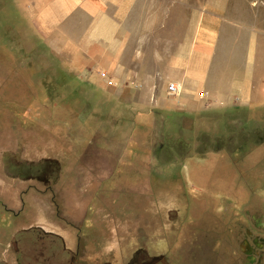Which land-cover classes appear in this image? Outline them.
Masks as SVG:
<instances>
[{
    "label": "rangeland",
    "instance_id": "374dc122",
    "mask_svg": "<svg viewBox=\"0 0 264 264\" xmlns=\"http://www.w3.org/2000/svg\"><path fill=\"white\" fill-rule=\"evenodd\" d=\"M31 18L0 0V264H232L238 226L264 237L261 33L223 24L186 74L180 23L151 39L172 47L160 62Z\"/></svg>",
    "mask_w": 264,
    "mask_h": 264
},
{
    "label": "crops",
    "instance_id": "0c3cea01",
    "mask_svg": "<svg viewBox=\"0 0 264 264\" xmlns=\"http://www.w3.org/2000/svg\"><path fill=\"white\" fill-rule=\"evenodd\" d=\"M26 1L32 15L31 23L42 37L50 38L55 35L69 37L70 32L80 31L81 36L90 39L89 46L107 44L111 51L116 48V53L120 50L125 51L128 55L123 54L127 58L134 51L144 53L146 47H149L151 53L162 62L167 52L172 53V47L168 45L167 50L163 46L160 51L157 48L158 44L151 42V39L156 38V32L161 30V22L174 23V26L169 24L174 28L180 23L183 28L190 29V35L182 32L180 37L182 39L176 35L181 40L177 44L179 52L183 57L186 56L184 60L183 58L175 60L171 57L170 63L172 66H184L186 74L201 68L197 66L198 69H195L193 59L186 58L195 54L203 55L204 62V56L210 50L208 40L212 34L213 37H218L223 24L231 26L232 23H239V27L251 31L253 35L261 33L255 37L257 38L255 52L259 47L260 50L263 47L264 0H29L31 3ZM82 29L86 32L84 33ZM135 34L137 46L131 50L130 48L134 46L131 39ZM103 54L109 55L110 51L107 50ZM130 63L131 58L126 63L127 68H130ZM95 64L100 65L98 61ZM107 67L123 66L111 58ZM151 78L152 75L147 76V80Z\"/></svg>",
    "mask_w": 264,
    "mask_h": 264
},
{
    "label": "flooded vegetation",
    "instance_id": "af4514ba",
    "mask_svg": "<svg viewBox=\"0 0 264 264\" xmlns=\"http://www.w3.org/2000/svg\"><path fill=\"white\" fill-rule=\"evenodd\" d=\"M261 225L263 224L258 219L253 222L248 220L244 227L238 226V232H231V238L239 249V255L230 259L232 264H264V237H261ZM223 236L225 237V234Z\"/></svg>",
    "mask_w": 264,
    "mask_h": 264
},
{
    "label": "built area",
    "instance_id": "2783aa9c",
    "mask_svg": "<svg viewBox=\"0 0 264 264\" xmlns=\"http://www.w3.org/2000/svg\"><path fill=\"white\" fill-rule=\"evenodd\" d=\"M180 92H181L180 88L177 85H175L174 83L169 82L167 84V94L168 95H179ZM206 96H207L206 91H200V92L196 93V97L198 99H204V98H206Z\"/></svg>",
    "mask_w": 264,
    "mask_h": 264
},
{
    "label": "trees",
    "instance_id": "16d2710c",
    "mask_svg": "<svg viewBox=\"0 0 264 264\" xmlns=\"http://www.w3.org/2000/svg\"><path fill=\"white\" fill-rule=\"evenodd\" d=\"M31 38H32V40H34L35 41V44L36 45H34V47H38V46H41L40 48L42 49V48H47L46 47V45H45V43H44V40L42 39V37L40 36V35H38L37 33H35V34H31ZM263 133V132H262ZM259 143V140L258 141H256V144H258ZM207 143H204V147H205V145H206ZM247 144V143H246ZM241 145H243V144H241ZM217 146V145H216ZM219 146V145H218ZM156 148H158V147H156ZM155 148V150H157ZM232 149H235V150H237V151H242V147L241 146H233L232 145ZM59 170H60V168H59Z\"/></svg>",
    "mask_w": 264,
    "mask_h": 264
},
{
    "label": "bare ground",
    "instance_id": "6f19581e",
    "mask_svg": "<svg viewBox=\"0 0 264 264\" xmlns=\"http://www.w3.org/2000/svg\"><path fill=\"white\" fill-rule=\"evenodd\" d=\"M162 246V243H161V245H160V247Z\"/></svg>",
    "mask_w": 264,
    "mask_h": 264
}]
</instances>
